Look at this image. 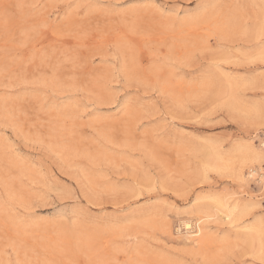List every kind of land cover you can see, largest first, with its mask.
<instances>
[{
	"label": "rangeland",
	"instance_id": "rangeland-1",
	"mask_svg": "<svg viewBox=\"0 0 264 264\" xmlns=\"http://www.w3.org/2000/svg\"><path fill=\"white\" fill-rule=\"evenodd\" d=\"M249 165L264 0H0V264H264Z\"/></svg>",
	"mask_w": 264,
	"mask_h": 264
},
{
	"label": "bare ground",
	"instance_id": "bare-ground-1",
	"mask_svg": "<svg viewBox=\"0 0 264 264\" xmlns=\"http://www.w3.org/2000/svg\"><path fill=\"white\" fill-rule=\"evenodd\" d=\"M257 171L261 172L262 168L258 167L257 169H255L253 167V165L252 166L251 165L247 166V175L250 176V177H252V176L254 177V175H257L258 182H262L263 178H264V174H263V172L258 173ZM236 206H234L233 209L232 208H227V209H229L228 212H225V214L222 215V218L221 217L220 218L224 219V220L225 219L229 220L230 218L232 219L233 218L232 215L234 214V211L238 207V206L237 207ZM182 226L186 229V234H187L188 238H192V239L196 240V238H194L195 236L200 237L203 234V230H202L203 227L200 226V223L198 221L192 222L191 220L184 219L182 221ZM188 241L190 242V239H188Z\"/></svg>",
	"mask_w": 264,
	"mask_h": 264
}]
</instances>
